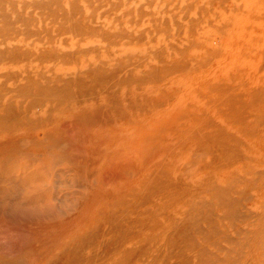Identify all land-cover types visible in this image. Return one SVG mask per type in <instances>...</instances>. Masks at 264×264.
Masks as SVG:
<instances>
[{"label": "rangeland", "instance_id": "1", "mask_svg": "<svg viewBox=\"0 0 264 264\" xmlns=\"http://www.w3.org/2000/svg\"><path fill=\"white\" fill-rule=\"evenodd\" d=\"M135 1L133 5L140 10L141 23L137 20L136 25L134 22L131 25L132 27L129 24L123 27L129 35H124L125 38L121 39V41L120 38L116 39V43L118 40L122 43L118 42L119 46L113 44V47L108 45L110 48H107L106 45L108 43L103 42L104 38L107 37H102V41L97 36L85 39V36L83 38H81L82 36L72 37L73 34L71 35V33L67 35V33L61 34V32L58 35L59 37L55 36L54 51L58 53L57 55L63 52L65 59L70 60L67 57V52L72 51L70 54H73L74 51V55L83 60V66L99 65L100 62L99 64L97 63L100 60L106 62L105 68H108L110 72H112L111 70L113 72L118 71V73L112 72L115 78L113 77L114 80H112L113 78L110 79L112 81L107 80L109 82L105 81L107 83L96 85L87 82V86H89L87 91H90L91 88V92H88V95L86 94V88H83L86 87V83L81 88L83 91L80 90L82 92L77 87H70L72 91L70 96L74 98L64 97L59 100L56 98L55 102L53 101L54 99L52 101L45 99L47 101L44 100V103L36 109L38 105L36 107H33L35 105L31 106L32 98L25 99V96L16 93L19 84L10 79L8 81L6 79L8 74L20 70L41 75L44 72L48 78L44 75L42 76L46 78L48 85L61 87L63 83L60 80L66 76V73L79 69L74 68L72 64L65 65V61H63L65 64L62 65L59 56H55L57 61L44 62L42 63L44 65L38 62L29 63V71L25 70L24 63L18 64L20 68L17 64H14V66L10 63L0 66V75L6 72L4 73L6 75L4 76L5 78L2 77L3 74L0 77V85L5 87H2V91L0 87V99L2 98L0 100V117L3 116L4 118L3 122L1 121L3 125L0 122V199L12 205L10 206L11 209L14 208V203L24 201L23 209H25L27 214L31 213L33 215L29 217V215L24 214L23 216L27 217V219L26 217L24 218L25 220L23 218V220H20L22 216H20L19 220L17 219L18 217H15L16 219L14 217H9V219L0 218V264H112V254L114 253L113 255H115L117 253V256L120 257L118 254L123 250V254L120 253L123 258L121 257L117 260L115 255L114 261H116V264H120L117 262H120L121 259L123 263L127 258L129 260L136 259L134 260L135 263L130 261L131 264H138L139 261L142 264H149V262L152 264L151 260H156L158 256L162 255L161 253H163L162 256H168V258L164 259V264H172L173 259H170L171 256L169 255L178 259V251L184 249L179 253L181 255L179 258H183L185 256L184 252L186 253L185 247H183L184 244H177L179 240L170 242V238L161 237L159 232L163 233V235L167 231L170 232V227L168 226L173 224L171 223L173 219L179 217V212L177 213L176 211H180L182 215L185 210L182 205L185 201L181 200L183 203L180 202L182 205H179L183 209L180 207L179 210V203L176 204L179 201H175L173 204L175 203L177 206L175 205L174 207L172 205L173 207H169L172 208L171 210H164L166 208L164 207L165 204L169 203L166 206H171V201L168 202L169 199L168 201L162 199L164 198L162 190L158 193L162 196H157V190H160L159 188L167 183L165 178L169 176L167 181L172 182V178L174 181V178L176 180L181 177L179 180L185 178V181L183 180L185 183L194 181L195 184L201 180L204 184L201 181V183H198L199 195L195 194V196L206 198L208 194L203 192L207 190L206 192L208 193L211 186L208 185L207 187L205 181L212 184L211 180L215 184L218 183L219 186H225L227 182L236 181L239 176L244 175L242 177H246L249 172L250 174L253 173L252 176H256V172L260 174L261 171H264V165H261L264 164V0H152L153 2L149 0L152 2L151 6H148V0ZM186 7H189V11H186ZM205 8L206 10H204ZM199 9L202 11H199ZM165 10L167 11L164 12ZM148 12H152V14H148ZM198 16L201 19L204 17L203 22H196L199 21L196 20ZM190 17L193 18L191 20L195 19L196 21L191 22L188 20ZM128 21L130 22V20ZM192 24L195 25L192 26L193 28L195 27L194 29L189 27ZM120 27L122 28V26ZM185 27H188L187 30ZM55 28L56 31L57 25H55ZM109 28L110 26L107 28V32L109 33L110 31V34L113 30L116 32L118 29ZM189 28L192 30H189L191 33L187 32ZM200 28L203 32L198 30ZM161 30L162 33L157 34V37H153L154 42L152 41L151 44H143L142 42H139V45L135 44L143 38L146 39L157 32H161ZM130 34L135 37L131 38ZM113 35H116V33ZM113 35L111 36L113 37ZM66 37L69 38L68 41L65 40L67 39ZM136 37L138 38V40L136 39L137 42L135 40ZM139 37L142 39L139 40ZM62 39L65 42L67 41L66 44H64L65 42ZM79 39L81 42L78 41ZM113 39L111 38L112 41ZM108 42L110 44L111 41L108 40ZM130 42L133 43L126 44ZM123 43L126 45H123ZM78 44L80 48H77ZM92 44L99 46L97 49L100 54L97 53L96 57L95 53L98 50L96 51L95 49L93 51L94 46ZM88 47H92L93 53H90L91 50H87L90 49ZM100 47H104V49ZM32 49L36 50V48ZM75 49L78 51L87 50L89 52L87 54L88 57L76 54ZM175 49L177 50L175 51ZM104 50H107V52ZM87 52H84L85 55ZM180 53L184 56L180 55ZM62 55L60 56L63 59L64 55ZM79 64L77 67H80ZM118 66L119 68L115 70ZM52 67L54 68L50 69ZM40 69H42V72ZM127 76L131 81L129 78L126 79ZM4 79L7 80L5 84H3ZM93 87L96 88L93 89ZM84 89L86 93H84ZM76 92L78 93L76 94ZM16 95L21 96L19 97L20 99ZM73 99H76L74 103ZM77 101L78 104H76ZM11 105L14 106V109ZM4 106L12 111V115L11 113L9 114V111H5L7 114L4 113ZM18 106L22 107L20 112V107ZM27 106L30 107V110ZM13 110H15V113ZM8 114L13 116L14 120L11 119L13 121L10 120ZM4 116L9 119H5ZM19 123L22 124L20 125ZM190 132L194 135L191 138H195L198 135L202 144L196 145L199 142L198 137L195 138L197 141L194 139L196 146L194 145L195 142H192L194 141L193 139L189 140L191 143L187 142L190 139ZM201 136H210V138L201 139L203 138ZM178 138L182 141L178 140ZM183 140L185 143H183ZM221 142L223 143V145H220L221 147L233 145L229 148L234 150L238 147V150L242 152L241 157L247 156L248 159L246 161L240 157L243 163L241 162L240 164L239 161L241 160L239 159L233 166L231 165L232 167L230 166L231 168H227V170L223 168L224 171L217 172V176L216 174L214 176V178L217 177V182H215L216 178H212L214 172H211V175L206 174L210 172H207L205 167L215 168L217 165L213 166L212 162L210 163L211 166H204L203 162L209 163L211 160L213 161V156L218 152L214 155L210 154L213 150L214 152L217 151L216 147L219 146L217 144H221ZM225 142L232 144H226L225 146ZM181 148L184 150H181ZM238 150L237 153L239 152L238 154L240 155ZM206 151L209 152L207 153ZM205 152L212 157L208 158L207 155H204ZM194 153L195 155H192ZM200 154L203 155L198 160ZM203 156L205 157L203 160L206 161L201 160L204 158ZM195 157L198 158L195 159ZM196 161H198L197 164H203L198 168L203 170H198L200 173H194L195 175L192 173V177L191 173H188L186 169L191 168V165H196ZM215 161H217L216 158ZM196 166H193V168H196ZM247 166L249 167L247 168ZM162 170L164 171L162 172ZM204 170L206 172H203ZM245 170L247 172L249 170L248 174ZM243 172L245 173L243 174ZM250 174L248 176L252 178ZM187 176L189 178H186ZM248 176L247 178H249ZM204 177H208L206 179L209 181L204 180ZM162 179L163 181H161ZM155 181L157 183H154ZM214 183L212 185L215 186ZM199 185H202V187ZM254 186H251V188L249 186L250 189L247 186L249 191L245 188L246 190L243 189L245 192L241 193V198L243 194L244 198L239 199L241 200L239 211L241 210L240 212L243 216L240 215L241 217L236 218L235 223V221L227 220L222 215L223 218L219 219L220 221L217 222L216 226L218 233L227 232L228 236L242 238L246 233L244 231L240 232V230L246 229L247 233L260 230L258 218L260 219L262 215L258 216V214L261 213V209L262 213H264L262 208L264 206V187H259L258 185L254 188ZM204 187H207V189L203 190L205 189ZM153 188H155V192L157 191L156 195ZM202 190L203 192L200 193ZM204 194L207 196H203ZM148 195L155 197L156 205H160L159 202L164 203L165 201L164 205L157 206L159 208L162 207L160 209H163L164 214L159 211V208L157 210L152 197L146 199L149 197ZM13 196L15 198L18 196L19 199L17 197L16 200L11 201L14 198ZM138 196H140L141 200ZM160 199L164 201L162 202ZM249 200L250 202H248ZM262 203L263 205H261ZM147 207L152 208L153 211L154 207H156L155 211L157 213L147 209ZM140 210L144 211H141V213ZM147 211L150 213H147ZM12 214L14 213L10 211L9 215L12 216ZM147 214L149 218L146 221ZM156 214L158 216L161 215L160 218H162L158 219L159 217ZM152 218L155 219L153 222H157L154 225H159V228L157 227L158 234L155 232L154 226L149 225L153 223L151 222ZM142 219L146 222L142 223L144 222ZM157 219L158 221H156ZM135 220L137 222L140 221V223ZM161 220H163V224ZM149 221L150 223L147 224ZM141 223L143 226H147V229H140L143 227H140ZM226 224H230V226ZM135 226L137 228L136 235L139 234L138 231H142V234L141 232L140 234L143 237L145 234L143 231L147 230L145 237H143L144 240L146 236V239L152 238V241H155L156 238L158 239V236H160L158 240L160 238L166 241L169 240L165 242L168 244L167 246H164L163 244L165 243L161 242V240L159 241L160 243L149 240L153 246H158L155 243L159 245L163 243L164 249L161 248L162 245L158 246L157 249L161 248L160 251H165L160 252L158 250L159 252L156 253V248L152 246V248H155L153 251L151 245L146 242L148 240H142L140 234V237L138 235L134 236L139 237L141 240L136 237L131 238L134 234L133 232H135ZM151 227L155 229L153 233L156 235L153 237V233H148L152 232ZM131 229H133L132 233ZM160 229L162 230L160 231ZM122 230L124 232L130 231L129 235L128 233H123ZM227 233L224 234L227 235ZM124 235L125 239H123ZM128 238L131 240L129 241ZM140 241L149 247L141 243L142 246H145L142 248L141 244H138ZM262 241H264V235L257 242L258 247L255 246L253 254L249 258L245 253H238L241 258L238 257L235 246L227 238L211 240L212 244L209 241L210 246H206V248L209 251L207 253L213 255L210 259V261H214L212 264H248L247 261H249V264H264V242ZM124 242L128 243L125 244ZM135 243L141 246V250L146 248L144 250L145 253L154 252L155 256L154 253L150 255L155 258H148L147 255L149 253L145 255L143 251L136 247L137 244L135 245ZM171 243L173 244L170 247ZM174 244H177V246L175 245V250L177 249V251H173L172 247H174ZM126 245L131 246L128 251V246L125 247ZM132 245L135 247L133 248ZM168 246L169 248L165 249ZM6 248L8 249L6 250ZM230 249H232L230 252L234 254L227 252ZM130 250L133 251V254ZM138 250L143 252L144 255ZM136 251L139 254L141 253L142 259L145 260L144 262H142L141 258L138 259L140 255L137 253V258H132L135 257L136 254L134 253ZM219 251H221L222 255H220ZM166 252L169 253L166 254ZM125 254L126 257L124 256ZM128 254L132 256L129 257ZM145 256L148 260L144 259ZM162 258L158 257V264L162 263ZM167 259H170L172 263ZM231 259H234V262ZM181 260L183 261L184 259ZM181 260H176V264L182 263ZM157 261H155V264H157ZM128 262L125 263L130 264ZM185 264H196V262L190 259L189 263Z\"/></svg>", "mask_w": 264, "mask_h": 264}, {"label": "bare ground", "instance_id": "2", "mask_svg": "<svg viewBox=\"0 0 264 264\" xmlns=\"http://www.w3.org/2000/svg\"><path fill=\"white\" fill-rule=\"evenodd\" d=\"M135 0H0V66L1 65H3V64H8V63H10V64H19V63H24L25 65H24V68H25V70H27V71H29L28 69V64L29 63H33V62H38V63H40L41 65H44V64H42V63H44V62H54V61H57V57H56V59H55V56H59V58H61V60L60 61H62L61 63H62V65L63 64H65V65H67V64H69V65H71L72 64V66L74 67V68H77V69H79V70H73V72H70V73H66V76L62 79V80H60L62 83H63V85L61 86V87H58V86H56V85H52V86H50V85H48L47 84V80H46V78H48V77H46L45 76V73L44 72H42V66H41V68L42 69H40V71L42 72V75H44V76H42L41 74H39V73H30V72H26V71H22V70H20V71H18V72H13L12 74H8L7 75V78L6 79H8V81H9V79L10 80H13V82H17L18 84H19V86H18V91H16V89H15V91H16V93H18V95H20V94H22L23 96H25L26 98L25 99H27V98H32L33 100H31V106H33V105H35V106H33V107H36L37 105V107H36V109H38L41 105H42V103H44V100L45 99H48V100H50V101H52V99H54L53 101L55 102L57 99L56 98H58V100L59 99H62V98H66V97H68V98H70V97H73V96H70V94H72V91H71V88L70 87H77V89H79V91L80 90H82L83 91V89H81L82 87H83V85L86 83V87H83V88H86V91H87V87H89V86H87V82H91V83H93V84H102V83H104L105 81H107V80H109V81H112V80H114V75H113V73H115V72H117L118 73V71H114L113 72V70H111L112 72H110L109 70H108V68H105V64H106V62H103V61H98V63L97 64H99V62H100V64L99 65H92V66H83V60L80 58V57H76L74 54H75V52L73 51V54L71 53L70 54V52H72V51H69V52H67V54H68V58L70 59V60H68V59H65V54L62 52V54L64 55H62L61 53H60V55H62L63 56V59H62V57L60 56V55H57L58 53H56L55 51H54V48H55V36H58L59 34H60V32H61V34H64V33H67V35H69L70 33H71V35H72V37L74 36H79V37H81V38H83V36H85V39L86 38H94L95 36H97L100 40H102L104 37H107V38H104V41L103 42H105V43H108L106 46H107V48L111 45L112 47H113V44L114 45H117V46H119V43H121L120 41H121V39H124L125 38V36H127V35H129V34H127V31L125 30V29H123V27H125L127 24H129V26H131L132 25V23H134L135 22V25H136V22H137V20L140 22L141 21V19H142V16H140L139 15V9L138 8H136V7H134V3L136 2H134ZM144 1H146V0H144ZM149 1V0H148ZM147 1V2H148ZM152 1V0H151ZM151 1H149L147 4H148V6H151V3L153 2H151ZM187 1V0H186ZM196 1V0H195ZM206 1V0H205ZM178 2V1H177ZM185 2V1H184ZM215 3H216V1H215ZM150 4V5H149ZM195 4V3H194ZM209 4H210V2H209ZM143 5V4H142ZM141 5V6H142ZM144 5H146V3H144ZM204 5H206V4H204ZM147 6V7H148ZM168 6H170V5H168ZM175 6V5H174ZM183 6V5H182ZM188 6H191V5H188ZM200 7H203V6H200ZM151 8V7H150ZM180 8V7H179ZM192 8V7H191ZM204 8V7H203ZM173 9V8H172ZM174 9H176V8H174ZM184 9V8H183ZM202 9V8H201ZM142 10V9H141ZM204 10H206V8L204 9ZM232 10H233V8H232ZM143 11V10H142ZM167 10H165L164 12H166ZM182 11V10H181ZM186 11H189V7H186ZM199 11H202V10H200L199 9ZM211 11V10H210ZM143 12H145V11H143ZM178 12H179V10H178ZM208 12V11H207ZM151 14H152V12H150ZM149 12H148V14H150ZM169 13V12H168ZM180 13V12H179ZM146 14V13H145ZM154 14V13H153ZM188 14V13H187ZM197 14V13H196ZM147 15V14H146ZM173 15V14H172ZM177 16V15H176ZM172 17V16H171ZM175 17V16H174ZM173 17V18H174ZM198 17H200V16H198ZM197 17V18H198ZM167 18V17H166ZM183 18V17H182ZM185 18V17H184ZM187 18V17H186ZM196 18V20H199V21H196L195 19L194 20H191V19H193V18H191L190 17V19H188V20H190L191 22H193V21H196V22H201L203 19H204V17H202L203 19H201V17L199 18V19H197ZM159 19V18H158ZM128 20H130V22L128 21ZM184 21H185V19H183ZM159 21H160V19H159ZM165 21V20H164ZM174 21V20H173ZM188 22V21H187ZM203 22V21H202ZM141 23V22H140ZM165 23V22H164ZM139 24V23H138ZM180 24V23H179ZM178 24V25H179ZM187 24H189V23H187ZM209 24V23H208ZM55 25H57V30L55 31ZM144 25V24H143ZM147 25V24H146ZM181 25V24H180ZM110 26V28H113V29H116V28H118L117 29V31L115 32L114 30H113V32L114 33H116V35H113L112 33L110 34V31H109V33L107 32V28ZM120 26H122V28L120 27ZM163 26V25H162ZM187 26V25H186ZM192 26H195L194 24H192L191 26H189V27H192ZM208 26V25H207ZM211 26V25H210ZM120 27V28H119ZM132 27V26H131ZM165 27V26H164ZM184 27V26H183ZM196 27H198V25H196ZM205 27V26H204ZM109 28V29H110ZM181 28V27H180ZM186 28V30H187V28L188 27H185ZM193 28V27H192ZM195 28V27H194ZM193 28V29H194ZM199 28V27H198ZM122 29H123V31H122ZM129 29V28H128ZM135 29V28H134ZM149 29V28H148ZM147 29V30H148ZM162 29V28H161ZM183 29V28H182ZM126 32H125V31ZM170 30V29H169ZM189 30H191L190 28L188 29V31L187 32H190ZM198 30H201V28L200 29H198ZM168 31V30H167ZM166 31V32H167ZM192 31V30H191ZM202 31V30H201ZM58 32V34H56ZM143 32H144V30H143ZM146 32V31H145ZM152 32V31H151ZM163 32H165L164 30H163ZM169 32V31H168ZM198 32V31H197ZM203 32V31H202ZM149 33H150V31H149ZM153 33V32H152ZM160 33H162V30H161V32H157L155 35H152L151 37H149V38H143L142 36H140V37H142V38H140L139 37V40L140 39H142L141 41H138L137 42V40H138V36L135 38V40H136V42L137 43H135V44H137V45H139L141 42L144 44H148V43H152V41H153V37H157V34H160ZM191 33V32H190ZM224 33V32H223ZM56 34V35H55ZM131 34H132V32H131ZM130 34V35H131ZM225 34V33H224ZM66 35V34H65ZM111 35H113V37L111 36ZM125 35V36H124ZM174 35V34H173ZM115 36V37H114ZM132 36V35H131ZM171 36H172V34H171ZM225 36V35H224ZM59 37V36H58ZM103 37V38H102ZM133 37H135V36H132L131 38H133ZM175 37V36H174ZM67 38V37H66ZM109 38V39H108ZM111 38H114L115 39V41H114V39H113V41L111 40ZM118 38H120V41L118 40L117 41V43H116V39H118ZM151 38H152V40H151ZM65 39V38H64ZM68 39L69 38H67V39H65V40H67L68 41ZM105 39H107V40H105ZM145 39V40H144ZM155 39V38H154ZM63 40V39H62ZM108 40H110L111 42H110V44H109V42H108ZM66 41V42H67ZM78 41H80L81 42V40L79 39ZM151 41V42H150ZM63 42H65L64 40H63ZM62 42V43H63ZM66 42L64 43V44H66ZM119 42V43H118ZM140 42V43H139ZM147 42V43H146ZM154 42V41H153ZM57 43V42H56ZM112 43V44H111ZM116 43V44H115ZM133 43V42H132ZM131 42L130 43H126V44H132ZM139 43V44H138ZM122 44V43H121ZM120 44V45H121ZM126 44H124L123 43V45H126ZM142 44V45H143ZM75 45V44H74ZM91 45V44H90ZM93 45V44H92ZM109 45V46H108ZM193 45V44H192ZM94 46V45H93ZM92 46V47H93ZM105 46V47H106ZM110 46V47H111ZM92 47H88V48H90V49H87V48H85V49H87V50H91L92 49ZM99 46L98 45H95L94 47H93V51L96 49V51L98 50L97 48H98ZM109 47V48H110ZM172 47V46H171ZM32 48H36V50H33ZM77 48H80L79 47V44H78V47ZM100 48H102V49H104V47H100ZM151 48V47H150ZM161 48V47H160ZM83 50L84 52H87V50ZM102 49H101V51H102ZM158 50H159V48H157ZM56 50V49H55ZM177 49H175V51H176ZM75 51H76V54H80V55H83L84 57H86L87 56V54H89V52H87L86 53V55H85V53L83 52V51H78V50H76L75 49ZM78 51V52H77ZM104 51H106L107 52V50H104ZM108 51H110L109 49H108ZM115 52V51H114ZM157 52V51H156ZM55 53H56V55H55ZM90 53H93L92 52V50H91V52ZM100 54V51L98 50L96 53H95V57L97 56L96 54ZM132 54V53H131ZM180 55H183V54H181L180 53ZM215 55V54H214ZM111 56H112V54H111ZM155 56V55H154ZM159 56V55H158ZM184 56V55H183ZM88 57V56H87ZM99 57V56H98ZM110 57V56H109ZM161 57V56H160ZM217 57V56H216ZM183 58V57H182ZM65 59V60H64ZM185 59V58H184ZM66 60H67V62H66ZM128 60H130V59H128ZM182 60V59H181ZM63 61H65V63L63 62ZM189 61V60H188ZM85 62H86V60H85ZM104 63V64H102V63ZM117 62H118V60H117ZM178 62V61H177ZM80 63V64H79ZM88 63V62H87ZM130 63V62H129ZM184 63V62H183ZM80 65V67L78 68L77 67V65ZM121 64V63H120ZM119 64V65H120ZM89 65H90V63H89ZM124 65V64H123ZM131 65L133 66V64L131 63ZM139 65V64H138ZM180 65V64H179ZM205 65V64H204ZM15 66V65H14ZM68 66V65H67ZM122 66V65H121ZM125 66V65H124ZM128 66H129V64H128ZM131 66V67H132ZM136 66V65H135ZM172 66H174L173 64H172ZM186 66V65H185ZM18 67H19V65H18ZM88 67V68H87ZM134 67V66H133ZM20 68V67H19ZM54 67H52V68H50V69H53ZM119 68V66L115 69V70H117ZM122 68V67H121ZM125 68V67H124ZM130 68V67H129ZM49 69V70H50ZM81 69V70H80ZM134 69H135V67H134ZM149 69H150V67H149ZM151 69H153V68H151ZM126 70V69H125ZM172 70V69H171ZM17 71V70H16ZM120 71H122V70H120ZM4 73H6V72H4ZM4 73H2L3 74V76L2 77H4V76H6ZM44 73V74H43ZM145 73V72H144ZM148 73H150V72H148ZM147 73V74H148ZM1 74V75H2ZM51 74H52V72H51ZM146 74V73H145ZM151 74V73H150ZM1 75H0V77H1ZM10 75V76H9ZM53 75V74H52ZM156 75V74H155ZM10 78H9V77ZM123 76H124V74H123ZM122 76V77H123ZM149 76V75H148ZM67 77V78H66ZM114 77V78H113ZM131 77V76H130ZM158 77V76H157ZM5 78V77H4ZM113 78V79H112ZM129 77L127 76V78L126 79H128ZM6 79H4V82H3V84H5L6 82H7V80ZM59 79V78H58ZM61 79V78H60ZM110 79H112V80H110ZM133 79V78H132ZM6 80V81H5ZM129 80H130V78H129ZM50 81V80H49ZM109 81H107V82H109ZM122 81L124 82V80L122 79ZM121 81V82H122ZM131 81V80H130ZM107 82H105V83H107ZM129 82V81H128ZM114 83V82H113ZM112 83V84H113ZM115 84V83H114ZM120 84H122V83H120ZM126 84H127V80H126ZM110 85V84H109ZM85 86V85H84ZM101 86V85H100ZM99 86V87H100ZM112 86V85H111ZM117 86H119L118 84H117ZM129 86V85H128ZM243 86V85H242ZM0 87H1V85H0ZM2 87L3 88H5L4 87V85H2ZM2 87H1V91H2ZM103 87V86H102ZM101 87V88H102ZM120 87V86H119ZM96 87H93V89H95ZM113 88V87H112ZM77 89H76V91H77ZM111 89V88H110ZM82 91H80V92H82ZM86 91H85V89H84V93H86ZM7 92H8V89H7ZM88 92H91V88H90V91H87V95L89 94ZM2 93V92H1ZM9 93V92H8ZM12 93V92H11ZM10 93V94H11ZM14 93V92H13ZM20 93V94H19ZM78 92H76V94H77ZM100 93V92H99ZM230 93V92H229ZM18 95H16V96H18ZM86 95V96H87ZM93 95V94H92ZM225 95V94H224ZM2 96V95H1ZM4 96V95H3ZM23 96H22V98H23ZM81 96V95H80ZM19 97H21V96H18V98ZM78 97V96H77ZM93 97H94V95H93ZM96 97V96H95ZM21 98V99H22ZM74 98V97H73ZM259 98V97H258ZM2 99V98H1ZM0 99V100H1ZM8 99V98H7ZM13 99H15V98H13ZM13 99H11V100H13ZM20 99V98H19ZM24 99V100H25ZM56 99V100H55ZM94 99V98H93ZM233 99V98H232ZM70 100V99H69ZM74 100H76V99H73V103H74ZM43 101V102H42ZM45 101H47V100H45ZM49 101V102H50ZM61 101V100H60ZM10 102V101H9ZM12 102V101H11ZM58 102V101H57ZM13 103V102H12ZM20 103H22V102H20ZM35 103V104H34ZM251 103V102H250ZM11 104V103H10ZM22 104H24V103H22ZM50 104V103H49ZM76 104H78V101H77V103ZM256 104V103H255ZM14 105V104H13ZM253 105V104H252ZM262 105V104H261ZM12 106V105H11ZM51 106V105H50ZM229 106V105H228ZM227 106V107H228ZM256 106H257V104H256ZM1 107V106H0ZM14 106H12V108H13ZM18 107H20L19 108V112H20V110H22L21 108V106H18ZM11 108V109H12ZM27 108L29 109L30 107L29 106H27ZM224 108V107H223ZM4 113H6L7 111H9V114L11 113V115H12V111L10 110V109H8L6 106H4ZM14 109V108H13ZM32 109V108H31ZM227 109V108H226ZM15 110H16V108H15ZM15 110H13V112L15 113ZM30 110V109H29ZM32 110H34V109H32ZM40 110V109H39ZM50 110H51V108H50ZM49 109H48V111H50ZM230 110V109H229ZM6 111V112H5ZM26 111H27V109H26ZM36 111H38V110H36ZM42 111V110H41ZM29 112V111H28ZM36 113H38V112H36ZM7 114V113H6ZM9 114H8V116H9ZM9 116L10 117V120L11 119H13V116ZM238 115V114H237ZM6 116V115H5ZM4 116V117H5ZM21 116V115H20ZM249 116V115H248ZM12 117V118H11ZM27 117V116H26ZM236 117H238V116H236ZM8 118V117H7ZM6 117H5V119H7ZM250 118V117H249ZM263 118V117H262ZM3 116H1L0 117V122L2 121L3 122ZM9 119V118H8ZM78 119H80V118H78ZM232 119H234V118H232ZM241 119V118H240ZM14 120V119H13ZM13 120H11V121H13ZM83 120V119H82ZM254 120V119H253ZM259 120V119H258ZM5 121V120H4ZM26 121H27V119H26ZM245 121V120H244ZM243 121V122H244ZM1 122V123H2ZM37 122V121H36ZM83 122V121H82ZM236 122V121H235ZM28 123V122H27ZM31 123H32V121H31ZM226 123V122H225ZM20 124V123H19ZM22 124V123H21ZM20 124V125H21ZM42 124V123H41ZM244 124V123H243ZM2 125H3V123H2ZM8 125H10V124H8ZM16 125V124H15ZM19 125V126H20ZM241 125V124H240ZM245 125V124H244ZM11 126V125H10ZM17 126V125H16ZM32 126V125H31ZM251 126V125H250ZM27 127V126H26ZM42 127V126H41ZM49 127V126H48ZM241 127V126H240ZM12 128V127H11ZM18 128V127H17ZM13 129V128H12ZM15 129V128H14ZM35 129H36V127H35ZM249 129V128H248ZM247 129V130H248ZM252 129V128H251ZM257 129V128H256ZM12 131V130H11ZM16 131H17V129H16ZM25 131V130H24ZM189 133V132H188ZM196 133V132H195ZM243 133V132H242ZM190 139H188V141L187 142H190L189 140H191V139H195V138H197L198 137V135H196L197 137H195V138H191V136H194V135H192V132H190ZM48 135V134H47ZM202 135V134H201ZM45 136V135H44ZM50 136V135H49ZM206 136V135H205ZM212 136H214L213 134H212ZM188 137V136H187ZM201 137H203V136H201ZM209 138H210V136H208ZM208 137H203V138H201V139H204V138H208ZM222 137V136H221ZM245 137V136H244ZM208 138V139H209ZM219 139H220V137H218ZM50 139V138H49ZM198 140L200 139L199 137L197 138ZM207 139V140H208ZM251 139V138H250ZM260 139V138H259ZM52 140V139H51ZM178 140H180L179 138H178ZM187 140V139H186ZM196 140V139H195ZM192 141L193 143H194V145L196 144V141ZM206 140V141H207ZM215 140H217V139H215ZM180 141H182V140H180ZM202 141H205V140H202ZM205 141V142H206ZM218 141V140H217ZM219 141H221V140H219ZM238 141V140H237ZM36 142H37V140H36ZM214 142V141H213ZM18 143V142H17ZM183 143H185L184 142V140H183ZM191 143V142H190ZM199 143H201L202 144V142L199 140V142L196 144V145H198ZM218 143V142H217ZM33 144H34V142H33ZM42 144V143H41ZM188 144V143H187ZM204 144V143H203ZM226 144L228 145L229 143H226L225 142V146H226ZM232 144V143H231ZM231 144H229V145H231ZM239 144V143H238ZM32 145V144H31ZM178 145H180V144H178ZM192 145V144H191ZM195 145V146H196ZM206 145V144H205ZM215 145V144H214ZM217 145H219V146H217L216 147V152H214V150H213V152L210 154V155H214L215 153H217L216 155H214L213 156V158H210V159H213V161L211 160L209 163H204L203 161H206V160H203V159H205V157L204 158H202L201 160H203L202 162H203V164H204V166H206V165H210L211 166V164L210 163H212L213 162V166L214 165H217V166H215V168L214 167H212L213 169H214V171H212L213 169L212 168H210L209 166H208V168L207 167H205L206 168V171L207 172H210V173H206V174H212L213 172H214V175H213V179H215L216 178V181L215 182H217V177H215L214 178V176H215V174L217 173V172H222V171H224L223 170V168L224 169H226L227 170V168L229 169V168H231L232 166H233V164L234 163H236V161H239V159H240V157H241V151L240 150H238V147L236 148V147H233V148H236V150H234V149H231V148H229V147H231V146H233V145H231V146H227V147H221L220 145H223V143L221 142V144H217ZM187 146V145H186ZM199 146V145H198ZM198 146H197V148H198ZM210 146H212V145H210ZM239 146H240V144H239ZM45 147H49V146H45ZM214 148H215V146H213ZM218 147H220V148H218ZM2 148H3V146H2ZM44 148V147H43ZM174 148H176V147H174ZM184 148V147H183ZM183 148H181V150H184ZM191 148V147H190ZM202 148H204L205 149V147H203L202 146ZM229 148V149H228ZM243 148V147H242ZM247 148V147H246ZM246 148H244V149H246ZM18 149V148H17ZM194 149H196V148H194ZM200 149V148H199ZM198 149V150H199ZM204 149H203V151H204ZM37 150V149H36ZM237 150L238 151H240V155L237 153ZM187 151H189V150H187ZM235 151V152H234ZM245 151V150H244ZM13 152V151H12ZM172 152V151H171ZM186 152V151H185ZM194 152V151H193ZM207 153L209 152V151H206ZM205 152V153H206ZM247 152H248V150H247ZM246 152V153H247ZM3 153V152H2ZM5 153V152H4ZM170 153V152H169ZM173 153V152H172ZM204 153V155H207V157L209 158V157H212V156H209L207 153L205 154ZM245 153V154H246ZM198 154V153H197ZM2 155V154H1ZM172 155V154H171ZM175 155V154H174ZM183 155V154H182ZM192 155H195V153L194 154H192ZM199 155V154H198ZM201 155H203V154H200V157L198 158V160L201 158ZM247 155H248V153H247ZM197 156V155H196ZM242 156H245V155H242ZM183 157V156H182ZM196 157H195V159H197ZM215 158L217 159V161H215ZM27 159V158H26ZM183 159V158H182ZM209 159V160H210ZM241 159H243V160H246V159H248L247 158V156L246 157H241ZM240 159V160H241ZM253 159V158H252ZM200 160V161H201ZM209 160H207V161H209ZM243 160H241V161H239L240 162V164H241V162L243 161ZM26 161V160H25ZM187 161V160H186ZM191 161V160H190ZM199 161V162H200ZM215 161V162H214ZM247 161V160H246ZM193 162V161H192ZM216 162H217V164H216ZM188 163H189V161H188ZM187 163V164H188ZM194 163H195V161H194ZM198 163V161H196V165H198V166H196V165H191V163H190V165H191V168H188V169H186V168H184V169H186V171L188 172V173H191L190 175H192V177H193V174L194 173H196L197 174V172H199L198 170H203V169H198V168H200V166H202V165H200V164H197ZM238 163V162H237ZM243 163V162H242ZM250 163H251V161H250ZM232 165V166H231ZM247 165H249V163H247ZM261 165H264V164H261ZM193 166H196V168L194 169L193 168ZM231 166V167H230ZM246 166V165H245ZM185 167H187L186 165H185ZM249 166H247V168H248ZM194 170H193V169ZM210 168V169H209ZM250 170H251V168H249ZM167 170V169H166ZM191 170V172H189ZM208 170H210V171H208ZM216 170V171H215ZM247 170V169H246ZM245 170V172L248 174V172H249V170H248V172ZM164 170H162V172H163ZM185 171V170H184ZM185 171V172H186ZM192 171H195V172H192ZM205 170L203 171V172H206ZM252 171V170H251ZM162 172H160V173H162ZM167 172V171H166ZM166 172H164V173H166ZM212 172V173H211ZM226 172V171H225ZM233 172V171H232ZM238 173H239V171H237ZM245 172H243V174L245 173ZM187 173V174H188ZM193 173V174H192ZM200 173V172H199ZM257 174H256V176H252L253 175V173L252 174H250V172H249V174H250V176L252 177V178H250L248 175V177L250 178H247V176L246 177H242V176H244V175H242V176H239V178L237 179V178H235V179H237L236 181H234V180H232L231 182H227V184L225 185V186H219L218 185V183H214V181H211L210 180V182L213 184H215V186L214 185H212V184H209L208 182H206L205 181V183H207V187H208V185H210L211 187H210V189H209V191H208V193L206 192L207 190V187H204L205 189H203V190H206L205 192H203V190L200 192V193H206V194H208V196L206 195V194H204L203 196H207L206 198H201L200 196L199 197H197L199 194H198V192H199V189L197 188L198 186V183H201L200 181H198L196 184L194 183V181L192 182V181H190L189 183L188 182H184L185 180V178L184 179H181V180H179V178H181V177H179L178 179H176V180H179V181H176L175 180V178H174V181H173V178H172V182H169V181H167V179H169V176L168 177H166L165 179H166V181L165 182H167L166 184H164L161 188H159L160 190H157L156 192H157V194L158 193H160L159 191H161L162 192V194H163V196H164V198H162V199H164V200H167L168 201V199H169V201L168 202H170V205L171 206H166V205H168L169 203L166 201V203H168V204H165V206L164 207H166V208H164V210L166 211V209H167V211L168 210H171L172 208H169V207H175V205L176 204H178V209L180 210V207H181V209H183V208H185V210L182 212V215L180 214V211H176L177 213H178V215H179V217H173V218H175V219H173V221L171 222V223H173V224H171V226L169 225L168 227H170V232H165V234L163 235V233L161 234V232H159L158 230H157V227L159 226H156V225H154V223H157V222H153V220H155L156 219V216H158L157 214H156V216H155V219H153L152 218V221L151 222H153V223H151V224H149L150 226H154V228L156 229H152L153 227H151L150 229H152V232H148V233H153V230H155V232L157 233V232H159L160 233V235H161V237H163L164 236V238L165 237H167L168 239L170 238V242H176L177 240H179L178 242H177V244H179V243H181V244H184L183 245V247H185V250H186V253L184 252V257L183 258H179V256L181 257V255L179 254L180 252H182V250H184V249H182L181 251H178V254H177V256H178V259H177V257H175V256H172V255H169V256H171V258L170 259H173V263H172V261H170V259H167L169 262H171L172 264H174V262H175V264L177 263L176 262V260H181V259H184L183 261H182V263H178V264H185V263H189V261H190V259L193 261V262H196V264H212L214 261H210V259H211V257L213 256V255H210V254H208L207 253V248H206V246L207 247H209L210 246V244H212V242H211V240H213L214 241V239L216 240V239H218V238H222V239H228V240H231V242H232V244L235 246V250H236V253H237V255H238V257H240L241 258V255L239 256V254H241V253H245L247 256H248V258L249 257H251L250 255L251 254H253V250H254V248H255V246H257V242L259 241V239L264 235V213H262V209H261V213H259L258 214V216L259 215H262V216H260L261 218L259 219L258 218V220H259V223H260V230H258V228H257V232H249V233H247V231H246V229H244V230H240V232H243L244 231V233H246V234H244L243 235V237L242 238H238V237H234V236H228V233L227 232H221V233H218L219 231H217V222H219L220 220L219 219H222L223 218V216L222 215H224V218H226L227 220L228 219H230L231 221H235L236 220V218H239V217H241V216H243V215H241V210L239 211V209H240V202H241V200H239V199H242V198H244V194H243V197L241 198V196H242V194L241 193H243V192H245V190L247 189V191H249V189L251 188V186H254V188L255 187H257L258 185H259V187H264V171H261V173L260 174H258V172H256ZM168 174H170V173H168ZM186 174V173H185ZM219 174V173H218ZM229 174H232V173H229ZM166 175V174H165ZM184 175V174H183ZM190 175H189V177H190ZM195 175V174H194ZM200 175H203V174H200ZM199 175V176H200ZM205 175V174H204ZM241 175V174H240ZM246 175V174H245ZM255 175V174H254ZM150 176V175H149ZM162 176V175H161ZM171 176V175H170ZM179 176V175H178ZM177 176V177H178ZM184 176H186V175H184ZM208 176V175H207ZM216 176H217V174H216ZM234 176H235V173H234ZM162 177H164V176H162ZM188 176L186 177V178H189ZM240 177H242V178H240ZM254 177V178H253ZM147 178V177H146ZM157 178V177H156ZM206 178H208V177H204V180H207V181H209L208 179H206ZM228 178V177H227ZM149 179H151V178H149ZM158 179V178H157ZM154 180V179H153ZM184 180V181H183ZM146 181H147V179H146ZM161 181H163V179L161 180ZM181 181H183V182H181ZM228 181V180H227ZM159 182V181H158ZM150 183H151V181H150ZM154 183H157L156 181L154 182ZM161 184H163V183H161ZM161 184H160V186H161ZM202 184H204L203 182H202ZM258 184V185H257ZM223 185V184H222ZM257 185V186H256ZM156 186H158V185H156ZM200 186V185H199ZM247 186H248V188H249V186H250V188L248 189L247 188ZM146 187H147V185H146ZM149 187V186H148ZM200 187H202V185L200 186ZM259 187H258V189H259ZM246 188V189H245ZM158 189V188H157ZM243 189H245V190H243ZM150 190V189H149ZM155 190V188H153V191ZM196 190V191H195ZM198 190V191H197ZM201 190V189H200ZM257 190V189H256ZM152 191V190H151ZM195 191V192H194ZM18 192V191H17ZM155 192V191H154ZM156 192H155V195H156ZM264 192V191H263ZM143 193V192H142ZM147 193V192H146ZM148 193H149V191H148ZM152 193V192H151ZM150 193V194H151ZM153 194V193H152ZM195 194H198V195H196L195 196ZM247 194V193H246ZM245 194V195H246ZM16 195V194H15ZM145 195V194H144ZM149 196V195H148ZM157 196H162V195H160V194H158ZM202 196V195H201ZM247 196H248V194H247ZM264 196V195H263ZM14 197V196H13ZM18 196H16V198H17ZM140 196H138V198H139ZM143 197V196H142ZM150 197H152V196H149L148 198H146V199H149ZM159 197V198H160ZM196 197V198H195ZM251 197V196H250ZM253 197V196H252ZM8 198V197H7ZM15 198V197H14ZM12 199L11 201H13V200H16V198L15 199ZM144 198H145V196H144ZM153 199H152V201L154 200L155 201V197L153 196L152 197ZM199 198V199H198ZM245 198H246V196H245ZM247 198H249V197H247ZM17 199H19V197L17 198ZM140 199V198H139ZM157 199V198H156ZM162 199H160L162 202L164 201V200H162ZM196 199H198V200H196ZM251 199V198H250ZM262 199H263V197H262ZM141 200V199H140ZM145 200V199H144ZM159 200V199H158ZM181 200H183V201H185V203H183V201H181ZM247 200V199H246ZM264 200V199H263ZM262 200V201H263ZM146 201V200H145ZM175 201H179V202H176V204L174 203L173 204V202H175ZM244 202H245V200H243ZM149 202V201H148ZM159 202V201H158ZM183 203V205L181 204V203ZM248 202H250V200L248 201ZM150 203H152L151 201H150ZM156 203H157V201H155V205H156ZM160 203V205H156V207L157 206H162V205H164V203H165V201H164V203H161V202H159ZM139 204V203H138ZM142 204V203H141ZM153 204H154V202H153ZM152 204V205H153ZM24 205H25V203H24V201H21V202H17V203H14V208L13 209H11V207L10 206H12V205H10L8 202H5V201H2V199H0V218H8L9 219V217H11V218H17L18 220H19V218H20V216H22L21 218H20V220L23 218H25L26 216H23L24 214H27L26 212H25V209H23V207H24ZM143 205V204H142ZM150 205V204H149ZM149 205H147V206H149ZM154 205V206H155ZM173 205V206H172ZM179 205H182L183 206V208H182V206H179ZM242 205V204H241ZM244 205H245V203H244ZM261 205H263V203L261 204ZM145 206H146V203H145ZM177 206V205H176ZM250 206H252V205H250ZM260 206V205H259ZM156 207H154V211L152 210V208H148L147 207V209H151L153 212H156L157 213V211H155V208ZM254 207H255V204H254ZM134 208V207H133ZM158 208L159 207H157V210H158ZM160 208H162V207H160ZM159 208V209H160ZM263 208V212H264V206L262 207ZM138 209V208H137ZM145 209V208H144ZM146 209V210H147ZM258 210V209H257ZM10 211H12L14 214H12V216L11 215H9L10 214ZM74 211V210H73ZM139 211V210H138ZM138 211H136V212H138ZM143 212L144 210H140V212ZM152 211H151V213H152ZM159 211H161L163 214L165 213V212H163V209H160ZM158 211V212H159ZM256 211V210H255ZM139 212V213H140ZM141 212V213H142ZM170 212V211H169ZM116 213V212H115ZM147 213H150V212H148L147 211ZM220 213H222L221 215H220ZM72 214V213H71ZM145 214V213H144ZM161 214V213H160ZM169 214V213H168ZM249 214V213H248ZM253 214V213H252ZM27 215H29V217L30 216H33L31 213H28ZM140 217H141V215L140 214H138ZM148 215V214H147ZM153 215V214H152ZM151 215V216H152ZM180 215H181V217H180ZM241 215V216H240ZM254 215V214H253ZM137 216V215H136ZM151 216H150V218H151ZM161 216V215H160ZM160 216H158L157 218L158 219H161L160 218ZM164 216V215H163ZM256 216V215H255ZM28 217V218H29ZM109 217V216H108ZM112 217V216H111ZM143 217V216H142ZM154 217V216H153ZM247 217V216H246ZM245 217V218H246ZM15 218V219H16ZM102 218V217H101ZM103 218H105L104 216H103ZM128 218H129V216H128ZM138 218V217H137ZM136 218V219H137ZM148 218H149V215H148V217H147V219L146 218H144V219H146V221L148 220ZM245 218H244V220H245ZM248 218V217H247ZM246 218V219H247ZM22 219V220H23ZM26 219H27V217H26ZM108 219V218H107ZM138 219H140V218H138ZM158 219L156 220V221H158ZM249 219V218H248ZM247 219V220H248ZM256 219V218H255ZM254 219V220H255ZM5 220V219H4ZM17 220V221H18ZM25 220V219H24ZM141 220V219H140ZM143 220V219H142ZM151 220V219H150ZM252 220H253V218H252ZM104 221V220H103ZM103 221H102V223H103ZM106 221V220H105ZM134 221V220H133ZM136 221V220H135ZM144 221V220H143ZM146 221H144V222H142V223H145ZM160 221V220H159ZM162 221V224L164 223L163 222V220H161ZM224 221H226V220H224ZM246 221V220H245ZM256 221V220H255ZM13 222V221H12ZM137 222V221H136ZM139 223H140V221H138ZM137 222V223H138ZM230 222V221H229ZM241 222V221H240ZM19 223V222H18ZM132 223V222H131ZM135 223V222H134ZM141 223V224H142ZM148 223H150V221L149 222H147V224ZM158 223H160V222H158ZM226 223H227V221H226ZM235 223H236V221H235ZM167 224V223H166ZM170 224V223H169ZM106 225V224H105ZM146 225V224H145ZM168 225V224H167ZM226 225H229L230 226V224H226ZM137 226L139 227V225L137 224ZM141 226H143V224L142 225H140V227ZM253 226V225H252ZM147 226H143V227H141L140 229H145ZM149 227V226H148ZM172 227V228H171ZM239 227V226H238ZM159 228V227H158ZM164 228H166L165 226H164ZM99 229V228H98ZM101 229V228H100ZM122 229V228H121ZM126 229V228H125ZM124 229V230H125ZM133 229H134V227H133ZM133 229H131L130 231H131V233H132V230ZM137 228H136V226H135V232H133L134 234H133V236H131V238H135L137 235L139 236V234H140V232H141V234H142V231H138V233L139 234H137L136 235V232H137V230H136ZM147 229V228H146ZM227 229V228H226ZM231 229V228H230ZM102 230V229H101ZM139 230V229H138ZM162 229H160V231H161ZM7 231V230H6ZM100 231V230H99ZM99 231H98V233H99ZM123 231V230H122ZM129 231V232H130ZM149 231V230H148ZM231 231V230H230ZM256 231V230H255ZM111 232V231H110ZM129 232H124L123 231V233H128V235H129ZM105 233V232H104ZM112 233H114L113 231H112ZM143 233H145L144 235H143V237H145V235H146V233H147V230H145V231H143ZM166 233H169V234H166ZM224 233H227V235L226 234H224ZM140 234V236H141V238H142V240H144V238L142 237V235ZM158 234V233H157ZM126 235V234H125ZM125 235H124V237H123V239H125ZM134 235H136V236H134ZM148 235V234H147ZM156 234L155 233H153V235H152V237L153 236H155ZM165 235H167V236H165ZM112 236H114V235H112ZM130 236H128V237H130ZM139 236V237H140ZM150 237H151V235H149ZM148 236V237H149ZM106 237V236H105ZM139 237H136V238H138V240L140 239ZM149 237V238H150ZM159 237L160 236H158V239H159ZM240 237V236H239ZM146 238H147V236H146ZM145 238V240H148V239H146ZM156 238V237H155ZM112 239V238H111ZM126 239H127V236H126ZM157 239V238H156ZM155 239V241L156 242H159L160 240H161V242H163V243H165V242H167V241H169V240H164V239H161L160 238V240H156ZM90 240V239H89ZM128 240L130 241L131 239H129L128 238ZM127 240V241H128ZM133 240V239H132ZM137 239H136V241H138ZM141 240V239H140ZM144 240V241H145ZM149 240H151L152 241V238L151 239H149ZM149 240L148 241H146L147 242V244L149 243L150 244V242H149ZM262 240V239H261ZM128 241V242H129ZM134 241V240H133ZM143 241V242H144ZM154 241V240H153ZM152 241V242H153ZM154 241V242H155ZM209 241H210V244H209ZM127 242V243H128ZM217 242V241H216ZM216 242H214V243H216ZM262 242H264V241H262ZM125 243V242H124ZM127 243H125V244H127ZM142 243V241H140V242H138V244H141ZM145 243V242H144ZM160 243V242H159ZM162 243V244H163ZM169 243V242H168ZM261 243V242H260ZM9 244V243H8ZM113 244V243H112ZM133 244V243H132ZM137 243H135V245H136ZM138 244H137V246L136 247H138L140 250H141V246H142V244H141V246L139 247L138 246ZM146 244V245H147ZM154 244V243H153ZM162 244H160V245H162ZM166 244V243H165ZM163 244L164 246H167L168 244ZM172 244L173 243H171V245H170V247L172 246ZM177 244H174V247H172L173 248V251L175 250V247L177 246ZM206 244H208V245H206ZM262 244V243H261ZM129 245V244H128ZM128 245H126L125 247H127ZM131 245V244H130ZM143 245H145V244H143ZM145 245V246H146ZM151 245V249L154 251L155 250V248H156V250H157V252L156 253H158L159 251H160V249L161 248H163V245H162V247L159 249H157V247L158 246H160L158 243L156 244L155 243V245H158V246H153L152 244H150ZM176 245V246H175ZM219 245V244H218ZM229 245V244H228ZM231 245V244H230ZM6 246V245H5ZM22 246V245H21ZM123 246H124V244H123ZM133 246V248L135 247L134 245H132ZM145 246H142V248L143 247H145ZM148 246V245H147ZM152 246L153 247H155V248H152ZM232 246V245H231ZM1 247H2V245H1ZM20 247V246H19ZM24 247V246H23ZM131 246H128L127 247V251L129 250V248H130ZM149 247V246H148ZM148 247H147V249H148ZM220 247V246H219ZM230 247V246H229ZM258 247V246H257ZM123 248V247H122ZM166 248H169V246L168 247H165V249ZM177 248H179V247H177ZM220 248H222V247H220ZM260 248H262V246H260ZM8 248H6V250H7ZM21 249V248H20ZM87 249V248H86ZM123 249H125V248H123ZM136 249V248H135ZM135 249H133V250H135ZM146 248H144V249H142L141 251H143L144 252V250H145ZM164 249V248H163ZM225 249V248H224ZM150 250V249H149ZM159 250V251H158ZM167 250H170V249H167ZM102 251V250H101ZM111 251V250H110ZM121 251V250H120ZM124 251V250H123ZM123 251L122 252H120L121 254H123ZM125 251H126V249H125ZM126 251V252H127ZM131 251V250H130ZM139 251V250H138ZM141 251H139V252H141ZM151 251V250H150ZM162 251H165V250H162ZM162 251H160V252H162ZM173 251H169V252H173ZM175 251H177V249L175 250ZM225 251H226V249H225ZM230 251H232V249H230L229 251H227V252H229V253H233V252H230ZM132 252V254H133V251H131ZM139 252L137 253V251L134 253V254H139ZM143 252H141L142 254H143ZM169 252H166V254H168ZM209 252V251H208ZM8 253V252H7ZM111 253H113V252H111ZM111 253H110V255H111ZM120 253L118 254L120 257H118L117 256V253L115 254V255H113L112 254V256H113V259L111 258V260H113V262H112V264L114 263V264H116V261H114L115 259H114V257H116V259L117 260H119L122 256L120 255ZM141 253L139 254L140 255V257H138V259L139 258H141L142 259V257H141ZM145 253V252H144ZM149 253V252H148ZM147 252L145 253V255H147L148 254ZM153 253L154 252H152V253H149L148 255H147V257L149 258L150 257V259H153V258H155V257H152L151 255H153ZM173 253H177V252H173ZM217 253V252H216ZM219 253H220V255H222L221 254V251H219ZM239 253V254H238ZM131 254V253H130ZM130 254H128L129 255V257H131L132 255H130ZM137 254L135 255V257H132V258H137L136 256H137ZM151 254V255H150ZM160 254V253H159ZM158 254V255H159ZM162 255H163V253H161ZM181 254H183V253H181ZM234 254V253H233ZM61 255V254H60ZM106 255H107V253H106ZM109 255V256H110ZM144 255V254H143ZM156 254L154 253V256H155ZM162 255H160V256H158V257H160V258H162L161 260V264H164L165 263V258H168V256L166 257V256H162ZM176 255V254H175ZM209 255H210V257H209ZM62 256V255H61ZM125 257H126V254L124 255ZM107 257V256H106ZM111 257V256H110ZM152 257V258H151ZM158 257H157V259L155 260V259H153V260H155V261H157V264H158V262H159V259H158ZM243 257V256H242ZM256 257V256H255ZM123 258V257H122ZM148 258H146V256H145V258L144 259H146V260H148ZM174 258H175V260H174ZM56 259V258H55ZM59 259H61V258H59ZM103 259V258H102ZM150 259H149V261H150ZM109 260V259H108ZM124 260V259H123ZM126 261H124L123 263L121 262L122 261V259H121V261L120 262H117V263H122V264H124L125 262L127 263L128 261V263H130V261L131 262H134V260H136V259H125ZM128 260V261H127ZM143 260V259H142ZM153 260H151L152 261V264H155V261H153ZM228 260V259H227ZM232 260V259H231ZM234 260V259H233ZM232 260V261H233ZM246 260H247V257H246ZM249 260H251V259H249ZM110 261V260H109ZM145 260H143L142 262H144ZM235 261H236V259H235ZM18 262V261H17ZM21 262V261H20ZM55 262V261H54ZM57 262V261H56ZM137 262H138V260H137ZM139 262H141V261H139ZM138 262V264H142V263H139ZM148 262V261H147ZM146 262V263H147ZM154 262V263H153ZM216 262H218V261H216ZM215 262V263H216ZM220 262V261H219ZM234 262V261H233ZM239 262V261H238ZM251 262V261H250ZM58 263V262H57ZM125 263V264H126ZM135 263V262H134ZM247 263L249 264V261H247ZM21 264V263H20ZM131 264V263H130ZM145 264V263H144ZM149 264H150V262H149ZM169 264V263H168ZM233 264V263H232ZM236 264V263H235ZM245 264V263H244Z\"/></svg>", "mask_w": 264, "mask_h": 264}]
</instances>
